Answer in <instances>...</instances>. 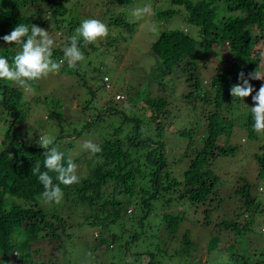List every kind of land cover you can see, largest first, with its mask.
I'll list each match as a JSON object with an SVG mask.
<instances>
[{"label": "trees", "instance_id": "16d2710c", "mask_svg": "<svg viewBox=\"0 0 264 264\" xmlns=\"http://www.w3.org/2000/svg\"><path fill=\"white\" fill-rule=\"evenodd\" d=\"M65 1L0 0V37L9 34L19 23L41 28L50 23L56 30L66 29L65 45L69 37L77 36L87 59L89 53L100 47V42L111 44L118 29L130 32L126 9L131 0H106L104 6H109L108 15L114 17L103 23L113 31V38H108L109 33L94 46H84L77 28L88 14L83 19L74 18L68 14ZM161 1L167 4V8L155 7L154 18L167 21L182 12L179 19L194 33L183 29H157L155 33L151 30L155 36L147 52L155 59L150 67L153 83L165 90L174 80L182 78L189 90L180 94V99L190 109L200 107L204 112L201 120L205 121V129L199 133L200 147L194 146L191 139L196 131L193 126L196 121H188L185 129L177 131L184 150L179 160L173 163H180L183 156L189 159L181 180L170 175L162 140L164 132L170 129L169 123L164 127L159 120L168 116L167 99L155 95L151 87H145L143 91L133 90L130 94L115 93L102 104L92 98L85 100L80 115L77 112L79 117L73 118L78 124L68 116L61 119L57 111L44 117V121L52 122L49 128H55L49 137L53 139L52 146L64 154L62 163L65 166L69 159L73 162L80 159L69 154L72 138L81 139L80 132L98 139L97 145L102 149L96 154L84 150V154H91V157L84 158L85 175L79 177L76 184L63 185L56 179L57 174L49 171L53 184L61 188L63 198L60 204H45L41 199L44 189L34 171L37 165L41 172L48 171L43 166L45 150L26 134L31 132L27 120L32 122L31 109L38 104L39 97L25 100L24 88L0 81V114L7 115L4 117L7 125L0 129L3 141L0 148V264H74L62 255L70 256L75 252L59 247V251L52 252L46 261L39 257L43 255L45 248L42 246L46 243L69 241L72 233L67 231H80L84 227L97 231L95 238L87 242L91 258H99V261L94 259L96 264H118L114 257L120 261L126 255H136L137 264H174L175 256L180 260L197 259L200 264L210 251L219 254L235 250V236L255 232V227L261 225L256 218L261 214V202L252 194L251 183L243 179L242 185L233 190L238 198L235 199V208L230 211L232 216L223 212L220 221H210V215L219 208L216 202L221 200L215 190L219 178L214 163L223 157L234 156L237 150L228 143L234 120L242 119L247 137L260 144L252 156L257 170L255 179L264 180V141L258 140L260 133L254 130L250 112L255 105H249L247 98L240 101L230 95L238 59L229 62L218 50L227 43L230 49L239 46L246 55L255 52V46L264 40V0ZM253 28L259 33L255 34ZM19 51V46L7 45L0 39V56L10 65ZM53 57L58 61L63 59L64 48L53 47ZM211 58H216L218 63L212 62L215 72L209 77L208 92L202 86L200 68ZM83 61L76 68H69L76 76ZM104 79L108 80L106 76ZM29 87H35V82ZM103 87L109 90V83ZM86 94L93 96L90 88ZM34 124L38 126V123ZM185 203L187 207L168 212L172 204ZM198 211L202 214L199 225L208 235L206 240L211 241L208 248L199 249L196 242L201 238L195 219ZM127 218L135 222V229L128 231L127 238L123 239L122 230L119 234L112 230L121 228ZM151 219L157 222L155 229L153 233H146L143 229L149 226ZM210 227L213 232L207 230ZM192 230L196 231L194 236ZM221 233L231 234L234 242L220 241ZM143 247L146 249L140 250ZM110 249L117 251L108 254ZM233 256L234 264H264V252L257 250L248 252L247 257Z\"/></svg>", "mask_w": 264, "mask_h": 264}, {"label": "rangeland", "instance_id": "374dc122", "mask_svg": "<svg viewBox=\"0 0 264 264\" xmlns=\"http://www.w3.org/2000/svg\"><path fill=\"white\" fill-rule=\"evenodd\" d=\"M105 1L106 0H66L65 7L68 9V14H72L74 18L79 17L80 19H83L87 13V19L94 17L93 19H98L102 22L104 20L110 21V19L114 16L108 15L109 6H104ZM145 6H150V14H145L140 18H136L132 15L133 10L143 8ZM155 7L166 9L167 4L161 0H131L130 6L126 9V22L130 25V32L118 29L117 37L113 39L111 44L110 42H100V47L94 52L89 53V57L83 61L78 71H76L79 75L76 76L74 70L70 71L67 63L65 62L58 74H50L47 78L36 81L35 87H27L23 89L24 93H26L25 100H28L33 96L39 97L38 104L35 103L34 107L31 109L32 113H30V116L33 119L32 122L31 120H27L31 132H26V134L27 136H30L31 141L37 142L40 136H49L53 133L52 131H55L54 127L49 128L52 123L51 121L49 123L48 121H44V117L49 112L57 111L58 115L61 114V119L66 116L73 119L76 116L79 117L78 115H80L81 105L89 98H92L93 101L99 100L100 104H102L101 102H103V100L106 101L109 97H113L115 93L130 94L133 90L143 91L145 87L149 89L151 87L152 91L156 92L155 95H158L159 97L164 96L168 102L167 109L169 110V113L167 118L159 119L164 127L167 123L170 125V129L162 135V140L165 145V152L168 158L167 161L169 164L168 169L170 175L177 181L181 180V173L186 168L187 161L189 159L183 156V160H181L180 163H173V161L179 160L184 150L183 140L178 137L177 131L185 129L188 126V121H196L193 123L196 131L192 135L191 139L194 146L197 148L200 147L201 142L199 140V133L205 129V121L201 120V116L204 112H202L200 107L190 109L186 106L185 102L180 99V94H184L189 90L182 78L174 80L172 82L173 84L166 87L165 90H162L156 83H153L154 80L153 76L150 74V67L153 65L155 59L150 52H147V49L150 41H152L155 36L151 33V27L153 24L156 25L159 31L183 29L184 32H190L191 34H193L194 31L190 26H186V24L179 19L180 16L183 15L182 12H180V15H175L167 21H159L157 17L154 18L153 16L154 10L157 9ZM50 28H53V26L49 23V25H46L43 29L48 30L49 35L53 38L54 47L65 48V41L67 37V33L65 32L66 29L63 30L62 28L56 30L54 28ZM184 28H186V30H184ZM112 32L113 31L108 30V34L110 33L108 38H113L111 35ZM253 32L255 34L259 33L256 28H253ZM92 45L94 46L95 44ZM254 49L255 52L252 51L249 55H246L243 49L239 46L230 49L227 43H223L218 49L227 61L235 62L238 59L236 62L237 66H234L237 74L235 76V81L231 82L229 93L233 85L242 83L239 79V74L241 72L244 73V78L249 80V83L255 90L252 95H255L256 91H258L261 85L264 84V79H250V75L253 73H256V75L261 78H264V40L257 44ZM86 50L89 51L88 48H86ZM53 59L57 60V57H53ZM239 61H244L246 63H238ZM212 62L218 63L216 58H211L209 62H205L203 67L201 66L202 68H200L202 86L208 92H210L208 89L209 77L215 72L211 66ZM105 76L108 79L107 81L104 79ZM106 83H109V90L103 87ZM83 84L85 86H83ZM87 88L91 89L93 96L86 94ZM211 94L212 92L210 95ZM246 101L252 106L253 101L251 96L247 97ZM239 104L243 105L241 102H239ZM77 112H79L78 115ZM5 116H7L5 113L0 114V129L4 128V125H7V118H4ZM82 116L85 117V114H82ZM73 120L76 124H78L77 120ZM242 121V119H238L237 121L234 120L232 122V131L228 140L230 145L237 147L235 155L223 157L217 164L214 163V171L219 178L215 190L216 192H219L218 198L221 200L216 202V205H218L219 208H216V210H214L210 215V221L215 219L220 221L223 217L222 214H225L223 212H226V216L228 217L232 216L230 211L235 208V199L237 201L238 198V196L234 194L233 190L236 186L242 185L241 179H243L251 183L252 188L250 190L252 191V194L254 193L257 201L261 202V214L256 215V218L260 221L261 225L259 227H255V232H250L248 234L245 233L241 237L234 235L235 239L237 238L236 247L234 246L235 250L231 249L230 251L227 250V252H220L219 254H217V251L216 254L213 251H210L209 254L206 255V260L200 264H234V254L240 256L244 255V257H247L248 252H253L255 250L258 252H264V180L258 181L255 179L257 170L252 156L253 150L260 146V144L247 137L246 132L241 125ZM34 123H38V126L36 127ZM80 134L81 139L72 138V149H70L69 152L71 157L75 156L80 158L74 162L77 165L78 177L85 175L84 158L91 157V154L90 156H87L88 153L84 154L85 151L81 145L85 141H91L95 144L98 143V139H92L88 135L84 136L83 132H80ZM258 140L261 142L264 141V133L259 134ZM2 145V134L0 133V148ZM190 153L192 155V152ZM172 205L173 206L168 208V212H174L187 207V203L177 206H175V204ZM200 209L201 207L199 210ZM195 219L197 220H195L196 226L200 231L199 235L201 237L200 239H196V242L199 243L198 247L199 249L205 247L208 248V244L211 243V241L206 240L208 235L205 231H203V227L199 225V222L202 219V214L199 213V211L196 213ZM134 223V221L132 222L127 218V220L121 225V228L115 227L112 231L119 234L122 230L124 233L121 237L126 239L128 231L135 229ZM156 223L157 222L154 219H151L149 226L147 225V227H144L143 231L146 233H153ZM73 230L74 231H67L72 233L69 241L61 242L59 240L58 242H55V240H53L51 244L46 243V246H42L45 248V251L39 259L46 261L48 259L47 256L51 255L52 252L56 254V249L57 251H59V249H65V251H73L76 253V255L75 253H72L70 256L62 255L63 258L73 261L74 264H96L94 259L99 261V258H91L92 256H90L89 243L87 242H90L93 238H95L97 231L87 227L82 228L80 231L75 229ZM207 230L209 232H213L212 227L207 228ZM194 231L195 230H192L191 232L192 236H194ZM220 235V241L224 243L234 242L231 234L221 233ZM257 244L259 245L257 246ZM139 245H141V243ZM143 249H146V247H143L140 250ZM116 251L117 250L111 251L110 249L108 254L111 252L113 255ZM135 256L136 255H126L120 261L115 256L114 260L115 262L117 261L118 264L124 262L126 264H137L136 261L138 260H136ZM173 263L199 264L197 259L180 260L179 256H175L173 258ZM138 264H140V262Z\"/></svg>", "mask_w": 264, "mask_h": 264}, {"label": "clouds", "instance_id": "9594fccd", "mask_svg": "<svg viewBox=\"0 0 264 264\" xmlns=\"http://www.w3.org/2000/svg\"><path fill=\"white\" fill-rule=\"evenodd\" d=\"M150 6L133 10L132 15L140 18L145 14H150ZM151 30L157 32L155 24ZM79 37L82 38L83 45L96 44L108 35V27L98 19H84L77 28ZM7 45L19 46L20 51L15 55L13 63L10 65L8 60L0 56V81L11 82L14 86L27 88L32 82L47 78L50 74H58L62 66L67 63L69 68H76L78 63L85 59L81 51L80 41L77 36L68 38V44L64 48V57L59 61L54 60L53 47L54 40L45 30L38 25H28L19 23L9 34L0 37ZM242 83L233 85L230 95L236 100L243 101L244 98L251 96L254 107L250 108L254 120V130L264 133V84L261 85L255 95V91L248 79L244 78V73L239 74ZM250 79H264L253 73ZM37 144L44 149V167L48 171L41 172L40 166L35 167L38 174V181L43 186L41 199L45 204H60L63 192L59 185L53 184L49 171L57 174L56 179L63 185H73L79 182L77 175V165L69 159L67 165L62 163L64 154L56 147H53V139L48 135L40 136ZM81 147L92 154L102 151L101 147L91 141H85Z\"/></svg>", "mask_w": 264, "mask_h": 264}, {"label": "built area", "instance_id": "2783aa9c", "mask_svg": "<svg viewBox=\"0 0 264 264\" xmlns=\"http://www.w3.org/2000/svg\"><path fill=\"white\" fill-rule=\"evenodd\" d=\"M118 98V96H115V99H117Z\"/></svg>", "mask_w": 264, "mask_h": 264}]
</instances>
